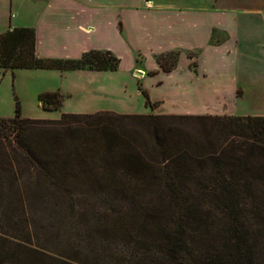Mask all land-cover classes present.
I'll list each match as a JSON object with an SVG mask.
<instances>
[{
	"label": "trees",
	"instance_id": "obj_1",
	"mask_svg": "<svg viewBox=\"0 0 264 264\" xmlns=\"http://www.w3.org/2000/svg\"><path fill=\"white\" fill-rule=\"evenodd\" d=\"M35 41L32 27L1 33L0 69L120 65L100 49L38 57ZM177 60L157 56L166 71ZM39 99L57 110L64 96ZM26 205L60 206L55 218L74 231L68 256L7 236L6 224L32 234L17 221ZM0 264H264V115L102 110L46 119L24 116L18 100L14 116H0Z\"/></svg>",
	"mask_w": 264,
	"mask_h": 264
},
{
	"label": "crops",
	"instance_id": "obj_2",
	"mask_svg": "<svg viewBox=\"0 0 264 264\" xmlns=\"http://www.w3.org/2000/svg\"><path fill=\"white\" fill-rule=\"evenodd\" d=\"M23 1L28 6L24 11ZM16 27L35 29L38 57L79 58L86 51L100 49L110 50L120 58L121 53L132 50L138 63L153 62L147 70L136 68L140 73L148 71L141 86L147 90L153 105L146 103L140 86L138 90L150 110H115L101 105L75 110V113L111 110L145 114L264 115V0H0V34ZM170 52L177 53L178 60L172 70L166 71L157 56ZM24 70L43 72L37 76L42 84L59 76V83L50 88L43 86L38 91L58 90L63 96L71 94V89L65 87L69 79L80 76L100 80L98 84L87 85V94L107 95V91L114 89L104 86L109 77L106 76L117 71L15 68L0 69V73L19 77ZM30 72L26 74L31 75ZM161 72L177 74L181 98L191 100L202 93L216 98L217 106L206 108L184 101L173 110L160 109L164 101L152 99L144 81ZM163 82L160 79L156 84ZM231 98L240 101L246 110H227ZM44 110L56 112L41 116L46 119H57L63 112H72L64 109V101L60 109Z\"/></svg>",
	"mask_w": 264,
	"mask_h": 264
},
{
	"label": "rangeland",
	"instance_id": "obj_3",
	"mask_svg": "<svg viewBox=\"0 0 264 264\" xmlns=\"http://www.w3.org/2000/svg\"><path fill=\"white\" fill-rule=\"evenodd\" d=\"M21 6L27 10V4L23 1ZM132 50H126L121 53L122 61L119 69L115 72L108 74L104 86L113 88L114 91H107L104 93L87 94L86 87L91 84H98L100 80L96 78H87L84 76L70 78L66 83V90L71 89V94L65 93L64 95V109L68 111L86 110L87 108H96L101 105L115 108V110L127 109L131 111L141 112L150 110L145 106L144 97L138 90L142 85L143 79L147 76L148 71L140 73L136 70L137 67L146 69L153 65L151 60L144 61L145 63H138L134 59ZM182 62L180 61V65ZM34 71V72H30ZM31 73L27 75L26 73ZM38 73H43L40 70H24L20 72L19 77H13L11 73H0V116L12 117L16 112V104L19 100L21 105V112L24 116L42 118L41 116L54 114V111H45L39 103V90L46 86L50 88L61 80L59 76L57 79L46 80L42 84L38 79ZM137 76V78H136ZM162 79L164 82L157 85V81ZM145 86L148 87L152 99H162L164 104L160 109L173 110L178 107L182 102H191L192 104L201 107L211 108L216 107L218 102L216 98L208 97L205 94L199 93L194 99L181 98L177 90V74L167 75L161 72L158 75L150 76L144 81ZM73 87V88H72ZM78 87V88H77ZM65 90V91H66ZM40 92V93H39ZM227 110L230 111H245V106L234 98L228 99ZM25 213L28 216L25 218L17 214L19 222L25 219L32 225V234L20 235L16 230H13V225H7V236L29 247L40 249L55 257H65L69 255L66 248V243L71 239V234L74 231L70 230L68 225L70 221H58L55 218L56 211L60 208L59 205H26ZM63 206V205H62ZM5 207V206H4ZM1 205V208H4ZM21 211V209H17ZM15 229V228H14ZM16 245V243H15Z\"/></svg>",
	"mask_w": 264,
	"mask_h": 264
},
{
	"label": "built area",
	"instance_id": "obj_4",
	"mask_svg": "<svg viewBox=\"0 0 264 264\" xmlns=\"http://www.w3.org/2000/svg\"><path fill=\"white\" fill-rule=\"evenodd\" d=\"M148 4H149V1H148Z\"/></svg>",
	"mask_w": 264,
	"mask_h": 264
}]
</instances>
